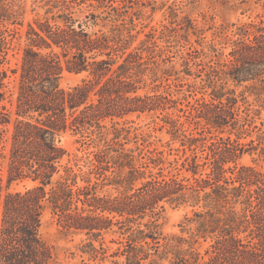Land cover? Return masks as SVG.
Wrapping results in <instances>:
<instances>
[{
	"label": "trees",
	"instance_id": "1",
	"mask_svg": "<svg viewBox=\"0 0 264 264\" xmlns=\"http://www.w3.org/2000/svg\"><path fill=\"white\" fill-rule=\"evenodd\" d=\"M251 1L264 11V0L239 5ZM152 2L35 0L44 13L20 35L21 63L11 70L27 0H0V158L7 187L34 184L4 194L0 178V264H61L41 234L49 208L97 264H264V169L240 164L254 134L264 157V13L216 43L173 10L170 26L135 45ZM65 71L86 77L65 90ZM134 115L154 119L169 147L180 144V160L128 127ZM67 133L85 152L74 166L61 143ZM168 208L189 211L190 239L164 234Z\"/></svg>",
	"mask_w": 264,
	"mask_h": 264
},
{
	"label": "rangeland",
	"instance_id": "2",
	"mask_svg": "<svg viewBox=\"0 0 264 264\" xmlns=\"http://www.w3.org/2000/svg\"><path fill=\"white\" fill-rule=\"evenodd\" d=\"M34 1L35 0H27V14L25 16L24 26L18 27L20 34L16 36L14 43L15 48L11 53V61L8 65L11 70L18 69L21 63L24 38H21L20 35L25 32L29 23H32L39 17V13L41 15L44 13L42 10L37 9V4H34ZM240 1L242 0H155V2H152V6L144 9L143 18L136 21L138 24L137 30H140L142 34L139 36V40L135 45H138L140 40L145 39V35L149 33L151 29L157 30L156 34L159 36L164 26H170L173 21V10L178 14V20L184 16H189L200 29H204L205 36L208 41L215 39L216 43L224 42V37H233L232 32L235 28L232 25L234 23L259 21L260 17L264 13L262 7L256 4L255 1H251L249 5L244 6L239 5ZM227 2L228 4H226ZM230 8H232V10H230ZM33 9H36V11H33ZM223 30L224 33H220ZM191 39L193 44L196 47H199L195 42L197 38L194 35H191ZM158 44L162 45V42L158 41ZM227 52H229V48H227L226 53ZM10 75V88L12 91H15L18 82V74L10 73ZM85 77V74H74L65 71L62 75L61 87L68 90L78 84H81ZM5 106L11 114L13 124L16 119L15 96L10 97V99L5 103ZM262 119L264 120V112ZM130 120L134 121V123H129L128 127L142 128V130L152 134L150 142L153 145L151 149L163 151L165 158L169 161H173L175 159L180 160L183 153L176 151L180 148V144H174L171 148L167 145L169 138L164 133L153 132L154 119L146 115L141 117L134 115L130 118ZM76 140L77 137H74L71 133H67L61 139L62 145L72 154L71 165L73 166L75 165L74 159H80L85 155V152L79 151L80 145L76 143ZM252 140H254V147L249 148L253 150H250V152L242 157L240 164L256 166L259 169H264V157L260 156L261 146L259 144L257 134H254L253 137L244 139L243 143L249 144ZM130 147H133V144H131ZM75 156H77V158H75ZM83 165L84 163L80 162L82 169L87 171V168L83 167ZM0 178L4 183V194L8 192L25 191L34 186L31 182H24L7 187V162L2 158H0ZM188 212V210L183 208H168L163 220L164 234L169 237L183 236L190 239L195 232V227L185 221V216ZM41 234L42 238L48 244L55 247L61 264H97L89 261L87 258L84 260L80 256L79 244L81 243L82 237H66L60 233L58 217L53 214L50 208L44 214ZM206 247L207 244L202 240L195 245V248L198 249L202 255L204 254Z\"/></svg>",
	"mask_w": 264,
	"mask_h": 264
}]
</instances>
